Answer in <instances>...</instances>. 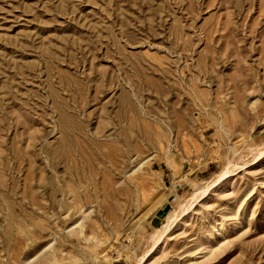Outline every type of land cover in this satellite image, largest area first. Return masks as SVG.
<instances>
[{
    "label": "rangeland",
    "instance_id": "rangeland-1",
    "mask_svg": "<svg viewBox=\"0 0 264 264\" xmlns=\"http://www.w3.org/2000/svg\"><path fill=\"white\" fill-rule=\"evenodd\" d=\"M0 264H264V0H0Z\"/></svg>",
    "mask_w": 264,
    "mask_h": 264
},
{
    "label": "bare ground",
    "instance_id": "bare-ground-1",
    "mask_svg": "<svg viewBox=\"0 0 264 264\" xmlns=\"http://www.w3.org/2000/svg\"><path fill=\"white\" fill-rule=\"evenodd\" d=\"M227 170H226V172H222L221 173V175L224 177L226 174H227ZM223 177H221V178H223ZM217 179H218V177H217ZM218 180H220V179H218ZM210 188V187H209ZM207 191H208V186L206 187V189H204V190H202L200 193H195L193 196H192V200L191 201H197L198 200V198L199 197H201L202 195H205V193H207ZM191 201H189L190 203H191Z\"/></svg>",
    "mask_w": 264,
    "mask_h": 264
}]
</instances>
